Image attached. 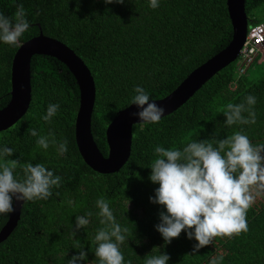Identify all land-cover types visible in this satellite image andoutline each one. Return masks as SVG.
I'll return each instance as SVG.
<instances>
[{
  "label": "trees",
  "instance_id": "trees-1",
  "mask_svg": "<svg viewBox=\"0 0 264 264\" xmlns=\"http://www.w3.org/2000/svg\"><path fill=\"white\" fill-rule=\"evenodd\" d=\"M225 1L159 0L153 9L149 0H126L124 4L0 0V12L12 17L16 4L23 3L30 27L21 42L41 29L82 59L94 83L90 132L105 154V125L118 109L131 102L135 86H142L151 99L160 98L189 70L229 42L232 28ZM245 11L248 22L264 21V0H245ZM16 47L0 42V106L9 96V65ZM28 68V106L16 121L0 130V146L14 150L5 159H18L20 164L42 163L62 181L47 200L23 201L16 225L0 241V264H67L80 251L73 247L76 241L87 253L79 264H98L91 241L103 227L95 205L101 197L109 203L116 222L129 229L120 246L125 264H144L147 257L161 252L169 255L167 264H209L221 254V264H264V194L247 212V232L231 238L216 237L198 253H191L196 241L189 240L184 232L164 244L154 228L161 206L149 201L158 187L149 179L156 146L182 150L188 142L215 141L237 130H243L253 144H264V70L247 77L244 70L237 67V71L233 61L229 62L164 114L159 123H132L126 160L117 170L100 173L82 160L74 142L78 88L72 74L54 56L44 53L32 54ZM248 94L256 97V123L227 126L222 109L229 102H244ZM50 103L58 104L59 109L50 122H45L42 116ZM30 129L37 130L38 135L52 132L57 143L67 139V152L61 155L51 144L48 149L39 147L38 136H31ZM14 174L21 178L22 169L18 167ZM76 216H85L89 223L73 237ZM7 217L0 214V228Z\"/></svg>",
  "mask_w": 264,
  "mask_h": 264
},
{
  "label": "clouds",
  "instance_id": "clouds-1",
  "mask_svg": "<svg viewBox=\"0 0 264 264\" xmlns=\"http://www.w3.org/2000/svg\"><path fill=\"white\" fill-rule=\"evenodd\" d=\"M125 2L103 0L105 4ZM149 6L157 8L159 0H149ZM29 27L23 3L16 4L12 17L0 12V42L20 47L21 38ZM259 53L255 55V61ZM133 92L129 105H135L138 110L130 115L145 124L159 123L165 109L152 100L142 86H135ZM255 104L256 97L251 94L244 97V102L227 103L222 109L225 124H255ZM58 109V104L50 103L42 119L50 122ZM29 133L38 136L36 144L39 147L48 149L51 144L57 146L59 154L67 152V139L57 143L52 132L38 135L37 130L30 129ZM154 151L156 158L151 163L149 179L158 187L154 188L149 201L161 206L159 222L154 228L165 245L184 232L189 240L196 241L191 253H198L199 249L212 244L216 237L231 238L249 230L247 212L257 196L264 194V144H253L243 130H237L215 141L188 142L182 150L156 146ZM13 152L11 147L0 146V214L4 215L15 210L14 201L47 200L53 195V187H60L62 181L61 176L55 175L42 163L20 164L18 159H5ZM18 167L22 169L21 178L14 174ZM95 205L99 209V223L103 225L91 241L95 245L94 255L98 264H125L120 246L125 242L129 229L116 222L109 203L103 197L97 199ZM91 215V212L87 213V216ZM88 223L85 216H76L73 237ZM73 247L80 251L69 258L67 264L86 260L83 244L76 241ZM223 258V254L213 257L209 264H221ZM169 259L168 254L161 252L147 257L144 264H167Z\"/></svg>",
  "mask_w": 264,
  "mask_h": 264
},
{
  "label": "water",
  "instance_id": "water-1",
  "mask_svg": "<svg viewBox=\"0 0 264 264\" xmlns=\"http://www.w3.org/2000/svg\"><path fill=\"white\" fill-rule=\"evenodd\" d=\"M232 34L229 42L202 62L194 66L166 95L152 99L162 106L167 114L183 103L202 83L220 68L233 61L245 40L248 17L245 0H226ZM14 50L9 65L8 99L0 106V130L10 126L26 110L30 99L29 59L32 54H49L62 62L72 74L78 88V103L73 119V138L82 160L93 170L104 173L117 170L129 153L131 124L140 122L130 113L137 111L135 105L118 109L104 128L107 145L105 154L97 148L90 132V114L94 99L92 75L82 59L71 48L44 34L23 40ZM23 201H14V211L8 214L0 228V241L16 225Z\"/></svg>",
  "mask_w": 264,
  "mask_h": 264
},
{
  "label": "built area",
  "instance_id": "built-area-1",
  "mask_svg": "<svg viewBox=\"0 0 264 264\" xmlns=\"http://www.w3.org/2000/svg\"><path fill=\"white\" fill-rule=\"evenodd\" d=\"M264 50V21L254 22L247 26V32L242 47L237 56H239V71L249 65L258 52Z\"/></svg>",
  "mask_w": 264,
  "mask_h": 264
},
{
  "label": "rangeland",
  "instance_id": "rangeland-1",
  "mask_svg": "<svg viewBox=\"0 0 264 264\" xmlns=\"http://www.w3.org/2000/svg\"><path fill=\"white\" fill-rule=\"evenodd\" d=\"M249 24H251V22H248ZM264 52V51H263ZM260 52L258 57H257V61L252 62L250 65L247 66V68L244 70L243 75L247 76V77H255L256 75H258L262 70H264V53ZM238 58V57H237ZM234 59L233 60V67L236 66V70L238 71L237 67L239 65V59L237 60ZM262 58V59H261ZM261 59V60H260ZM232 62V61H231ZM259 197V196H257Z\"/></svg>",
  "mask_w": 264,
  "mask_h": 264
}]
</instances>
